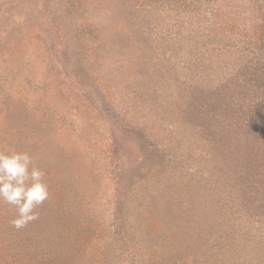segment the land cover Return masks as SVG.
Listing matches in <instances>:
<instances>
[{"label": "rangeland", "instance_id": "374dc122", "mask_svg": "<svg viewBox=\"0 0 264 264\" xmlns=\"http://www.w3.org/2000/svg\"><path fill=\"white\" fill-rule=\"evenodd\" d=\"M138 1L158 0H0V151L30 153L50 193L20 229L0 203V264H57L60 253L73 264H264V58L212 95L186 82L243 51L193 50L181 82L145 76L158 66L138 60ZM216 1L194 8L208 18L249 6ZM169 4L151 14L165 32L194 10ZM115 23L130 37L112 36ZM113 141L121 149L105 151Z\"/></svg>", "mask_w": 264, "mask_h": 264}, {"label": "trees", "instance_id": "16d2710c", "mask_svg": "<svg viewBox=\"0 0 264 264\" xmlns=\"http://www.w3.org/2000/svg\"><path fill=\"white\" fill-rule=\"evenodd\" d=\"M164 1L170 2L169 5L173 7L176 4H182L186 7H191L194 10L189 9V11H184V13L175 15V21L171 24V29L165 32L163 31V27H153L155 20L151 17V14L154 13L156 9L155 7ZM205 1L215 5L217 3L216 0ZM222 1L223 0H221V2ZM248 3L249 6L240 13L233 12L232 14L231 12L229 14H222V16L211 14L207 18L205 13H199L198 10H195L197 8H194L200 4L199 0H158L155 5L148 7L144 1H138L137 6L142 15H138V18L136 19L139 21L136 29L138 28L142 40L139 38L134 41V45L145 53V55L139 57L138 60L150 70L153 59L149 60V56L153 55L158 66L156 69L147 71L145 76L152 72L154 77L157 76L161 79L162 83L168 81L169 78H171V80L168 81L169 83L181 82L184 80V76L178 75L177 68H180L185 74H187L195 70L197 66V61L191 51L198 50L199 52H202L204 50V55L216 53L219 57L226 55L227 52H229V48L232 47L236 51L240 50L244 52L234 65L222 69L221 73L216 75L210 72L209 76L206 74V70L199 71L197 72L199 74V79L196 83L190 81V84L188 85V82H186V85L188 86L187 91L194 94L201 92L203 94L208 93L209 95H212L217 91H221L223 88L229 87L231 81H234V79L238 77V71L242 69V67H246L244 62L247 61V59H249L248 62H257L256 60L264 58V52L263 50L261 51L264 47L261 44V39H259L258 35L259 29L261 30V28L264 27V0H248ZM245 6H247V4H245ZM164 11L165 10H162L161 12ZM202 19H206L204 27L201 26ZM195 25L197 26L195 27ZM111 30L112 36L123 35L125 37H130V33L127 29L120 24L118 25L115 23L112 25ZM95 32L96 33L93 35L97 39L100 49L103 51V49L106 48L104 38L102 37L101 32ZM159 34L164 35L165 38H160ZM82 35H85V33L83 32ZM198 40L201 41L198 42ZM154 41L167 44V47H169V53H167L168 50H166V48L163 51L159 48L158 51L155 49V51L152 52V49L144 44H153ZM208 48H210V50ZM100 52H96L98 56H100ZM176 58H178V60ZM172 73H175V75H171ZM140 76L144 75L141 74ZM183 84H185V82ZM158 90L160 91V89ZM138 108L143 109L141 105H139ZM169 125L176 128L174 125ZM119 149H121V145H118L115 141L107 143L104 147V150L109 153H114ZM122 160L124 161V159ZM60 254L61 255H58L57 264L59 262H61V264L62 262L73 264L74 259L67 258L66 254ZM63 258L71 261H64ZM190 260L193 262L192 259ZM183 262L184 264L186 263L185 260Z\"/></svg>", "mask_w": 264, "mask_h": 264}, {"label": "clouds", "instance_id": "9594fccd", "mask_svg": "<svg viewBox=\"0 0 264 264\" xmlns=\"http://www.w3.org/2000/svg\"><path fill=\"white\" fill-rule=\"evenodd\" d=\"M44 176L30 153L0 151V203L16 209L17 215L11 221L15 228H23L38 219L35 209L50 195Z\"/></svg>", "mask_w": 264, "mask_h": 264}]
</instances>
